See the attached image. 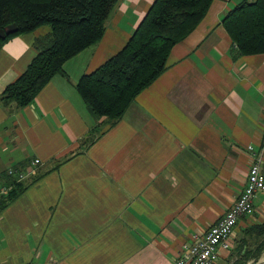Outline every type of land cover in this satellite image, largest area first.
Returning <instances> with one entry per match:
<instances>
[{
	"label": "crops",
	"instance_id": "1",
	"mask_svg": "<svg viewBox=\"0 0 264 264\" xmlns=\"http://www.w3.org/2000/svg\"><path fill=\"white\" fill-rule=\"evenodd\" d=\"M154 1L117 0L102 40L66 62L29 106L0 100V182L11 169L32 171L0 211L15 233L13 254L0 246V264H176L245 189L264 135V55L237 56L222 25L244 0H215L113 126L75 88L126 46ZM36 36L0 50V97L37 54ZM259 211L257 197V223ZM230 256L221 250L215 264H232Z\"/></svg>",
	"mask_w": 264,
	"mask_h": 264
},
{
	"label": "trees",
	"instance_id": "2",
	"mask_svg": "<svg viewBox=\"0 0 264 264\" xmlns=\"http://www.w3.org/2000/svg\"><path fill=\"white\" fill-rule=\"evenodd\" d=\"M214 1L155 0L126 46L76 84L89 113L111 126L121 120L135 99L167 71L173 48L197 28ZM116 5L117 0H0V30L12 24L18 28L0 39V50L15 37L50 29L35 37L37 54L5 88L2 104L18 109L29 106L55 76L64 75L66 62L102 40ZM222 25L237 56L264 55V0H244L226 14ZM4 180L10 191L0 196V211L29 186L8 174ZM239 224L229 262L256 264L264 254V221L247 223L246 228Z\"/></svg>",
	"mask_w": 264,
	"mask_h": 264
},
{
	"label": "built area",
	"instance_id": "3",
	"mask_svg": "<svg viewBox=\"0 0 264 264\" xmlns=\"http://www.w3.org/2000/svg\"><path fill=\"white\" fill-rule=\"evenodd\" d=\"M250 149V148H249ZM252 149V148H251ZM39 164V160L33 162ZM32 171L10 170L8 175L20 181L26 180ZM10 187L0 182V196L6 195ZM258 194L264 195V135L260 151L251 164L247 184L235 205L203 235H195L180 253L176 264H215L220 251H230L234 230L242 217H252L255 213V200Z\"/></svg>",
	"mask_w": 264,
	"mask_h": 264
},
{
	"label": "rangeland",
	"instance_id": "4",
	"mask_svg": "<svg viewBox=\"0 0 264 264\" xmlns=\"http://www.w3.org/2000/svg\"><path fill=\"white\" fill-rule=\"evenodd\" d=\"M48 30H50L49 27H44V28L40 29L36 33V35H43ZM257 197H259L260 201H263L264 202V195L258 194ZM257 206H258V209L260 210V208H259L261 206L260 202H257ZM258 219L264 220V216L262 214V211H259ZM251 221L252 222H256L258 220L255 217H251ZM13 234H15L14 231L12 232V230L10 228H5L0 223V246L5 250V253L7 254V256L9 254H13V249H12V235ZM233 246H235V243H233ZM224 252H228V251H224ZM262 258H264V254H263V257ZM247 264H253V262L251 261V262H249Z\"/></svg>",
	"mask_w": 264,
	"mask_h": 264
},
{
	"label": "water",
	"instance_id": "5",
	"mask_svg": "<svg viewBox=\"0 0 264 264\" xmlns=\"http://www.w3.org/2000/svg\"><path fill=\"white\" fill-rule=\"evenodd\" d=\"M18 31L16 24L7 27L6 30H0V39L4 40L7 35L13 34ZM246 249L243 251L245 253ZM256 264H264V258H261Z\"/></svg>",
	"mask_w": 264,
	"mask_h": 264
}]
</instances>
